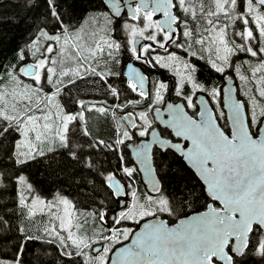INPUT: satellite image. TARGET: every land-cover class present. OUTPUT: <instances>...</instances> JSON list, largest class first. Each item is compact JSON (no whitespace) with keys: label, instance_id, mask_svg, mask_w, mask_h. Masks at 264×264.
<instances>
[{"label":"snow or ice","instance_id":"6c2138e0","mask_svg":"<svg viewBox=\"0 0 264 264\" xmlns=\"http://www.w3.org/2000/svg\"><path fill=\"white\" fill-rule=\"evenodd\" d=\"M66 2L44 0L42 22L0 52V193L14 198L10 210L0 205V238L17 234L0 264H23L29 242L54 246L58 264H264V0H97L75 22ZM122 52L170 73L183 102L162 111L169 84L132 64L118 70ZM202 68L225 87L201 82ZM85 83L104 98L73 95ZM125 91L138 99H121ZM197 92L209 98L198 109ZM117 111L128 126L94 136L86 114L116 120ZM134 137L148 139L133 159ZM170 153L199 193L165 186ZM34 162L56 176L47 191L27 173ZM65 183L88 188L87 202Z\"/></svg>","mask_w":264,"mask_h":264},{"label":"trees","instance_id":"16d2710c","mask_svg":"<svg viewBox=\"0 0 264 264\" xmlns=\"http://www.w3.org/2000/svg\"><path fill=\"white\" fill-rule=\"evenodd\" d=\"M91 2L92 0H67L65 8L72 13V17L75 22L85 16L88 11L87 7L91 4ZM45 12L46 6L44 5V0H0V52L5 55L10 54L11 50L27 37V34L33 26L42 22ZM125 59L126 52H122L121 64L117 66V69L121 72H124V66L126 63ZM141 66L142 68H145L144 65ZM121 79L126 80V77L116 79V83L119 87L126 89V85L121 83ZM73 95H78L87 101L94 99L102 100L104 98L101 92L88 83L82 84L79 92L73 90ZM125 96L128 99H138L134 93L127 91L124 92L121 99H124ZM108 100L109 103L112 102L111 97H108ZM116 102L119 103L120 101ZM139 110H142V106H131L125 111ZM90 127L94 136H100L107 139L109 137L107 134H113V131H110V128L108 127L106 119L101 116H94L92 121H90ZM140 139L142 138L134 137V141L132 142L135 143ZM126 152L131 158L128 149ZM166 163H168L169 167L167 174L163 175V181L169 190L175 188L178 183H187L189 185H195L197 193L201 191L200 182L197 178H195L194 173L184 163L182 158L179 156L173 157L170 153ZM50 171V169L45 168L43 163L34 162L27 168V173L31 176V179L35 183L40 184L45 191H47L56 180V176L49 174ZM139 180L140 177H137L138 183ZM63 187L70 198L82 203L87 202L89 196L91 195L86 187H78L75 184L69 186L67 183H65ZM141 188H143V185H141ZM13 200L14 198L11 189L0 193V205H8L9 210L13 206ZM185 211L188 214L194 213L195 211H203V199L192 204L191 207ZM166 219L170 224H174L176 222V217H166ZM12 221L14 224L19 223L16 216H12ZM136 227L137 226L134 225V228ZM6 235L13 237V239L2 240V238H0V249H2V253L6 254L10 259L15 252V237L17 234L9 232ZM21 259L23 261L31 262L32 264H58V254L55 247L47 244H41L39 242L27 243Z\"/></svg>","mask_w":264,"mask_h":264},{"label":"flooded vegetation","instance_id":"af4514ba","mask_svg":"<svg viewBox=\"0 0 264 264\" xmlns=\"http://www.w3.org/2000/svg\"><path fill=\"white\" fill-rule=\"evenodd\" d=\"M96 3H97V0H92L91 4L87 7L88 11L85 15H90L94 11ZM125 60H126L125 66L128 62L133 61L134 63H136L138 66H140L142 68L141 65H143V64L138 62V61L132 60L130 58V53H128V52H126V59ZM125 66H124V71H125ZM145 68H142V70L144 71V73L146 75H149L150 80L160 79V80H164L165 82H167L169 84V91L167 93H165V102H166V99H167V96L169 93H171V99L174 103H180V102L182 103L183 102L180 97H177L175 95L174 80L170 78V73H167L165 70H162V69H148L146 66H145ZM200 79H201V82L210 81L211 82L210 86H219L221 88H224L226 85V82L220 78L219 74L212 73L206 68L201 69ZM201 96H205L206 100L209 99L206 96V94L197 92L196 96L193 97L194 103H197V109L200 107V105L198 103V98ZM159 107L163 108L164 105H160ZM212 107L214 108L215 106L212 105ZM186 110L189 112L190 115L193 112L192 109H186ZM154 127H158L159 130H161L163 128V127L159 126L157 124V122L154 125Z\"/></svg>","mask_w":264,"mask_h":264},{"label":"rangeland","instance_id":"374dc122","mask_svg":"<svg viewBox=\"0 0 264 264\" xmlns=\"http://www.w3.org/2000/svg\"><path fill=\"white\" fill-rule=\"evenodd\" d=\"M91 102H96L98 100H90ZM131 107V106H130ZM125 115V112H120V111H117L116 112V120H113L111 115H109V117H103L106 119L107 123H108V127L110 128V131H113L115 129V127L117 126V122L119 123H123L125 125V127H127V124L124 122V120H121L120 118L123 117ZM94 116H100L99 114L97 113H90V114H86V118H87V121H88V127L90 128L91 130V127H90V121H92L93 117ZM108 136H110V134H107ZM131 227L134 228V225H131ZM23 261V260H22ZM23 264H32L31 262H28V261H23Z\"/></svg>","mask_w":264,"mask_h":264},{"label":"water","instance_id":"95a60500","mask_svg":"<svg viewBox=\"0 0 264 264\" xmlns=\"http://www.w3.org/2000/svg\"><path fill=\"white\" fill-rule=\"evenodd\" d=\"M141 43H144V41H141ZM128 64H132V66L135 67L138 71H141V72L144 73V71L142 70V68H141L140 66H138L136 63H134L133 61H130V62H128V63L126 64V66H125V71H124V72L127 71V65H128ZM144 74H145V73H144ZM167 103L178 104V103H174V102L172 101V99H171V93L168 94L164 107L166 106ZM180 103H181V102H180ZM164 107L161 108L162 111H163ZM225 111H226V110H225ZM165 118H167V117H165ZM124 122L127 124V121H126V120H124ZM157 124H158L159 126L163 127V125H160L158 121H157ZM156 128H157V130L159 131L158 127H156ZM142 139H148V138H142ZM140 140H141V139H140ZM137 142H139V141H137ZM128 144H129V148H128V150H129L130 155H131V148L134 146V143H133V142H129ZM131 158H133V157H131ZM133 159H134V158H133ZM184 163L186 164V162H184ZM186 165H187V164H186ZM191 214H193V213H191ZM191 214H189V215H191ZM169 224H170V223H169ZM171 225H172V224H170V226H171ZM137 230H138V228H137ZM130 240H131V238H130ZM130 240L124 242L123 244H128V243H130ZM121 246H123V245H117L116 248H119V247H121ZM110 255H111V254H110ZM113 259H114V256H113Z\"/></svg>","mask_w":264,"mask_h":264}]
</instances>
